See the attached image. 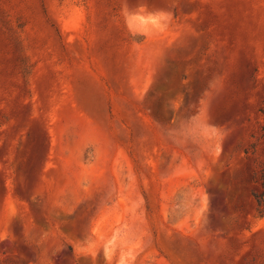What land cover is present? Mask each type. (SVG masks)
<instances>
[{"label":"rangeland","instance_id":"obj_1","mask_svg":"<svg viewBox=\"0 0 264 264\" xmlns=\"http://www.w3.org/2000/svg\"><path fill=\"white\" fill-rule=\"evenodd\" d=\"M264 0H0V264H264Z\"/></svg>","mask_w":264,"mask_h":264},{"label":"trees","instance_id":"obj_2","mask_svg":"<svg viewBox=\"0 0 264 264\" xmlns=\"http://www.w3.org/2000/svg\"><path fill=\"white\" fill-rule=\"evenodd\" d=\"M256 204V215L258 218H264V178L261 183V190L252 193Z\"/></svg>","mask_w":264,"mask_h":264}]
</instances>
